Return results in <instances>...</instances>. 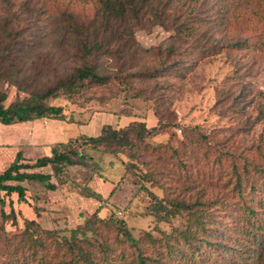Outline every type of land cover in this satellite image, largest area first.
<instances>
[{"label": "rangeland", "instance_id": "rangeland-1", "mask_svg": "<svg viewBox=\"0 0 264 264\" xmlns=\"http://www.w3.org/2000/svg\"><path fill=\"white\" fill-rule=\"evenodd\" d=\"M245 2L237 0V13L248 11ZM132 4L137 13L129 9L126 24L134 42L120 56L114 52L120 42L110 29L86 31L88 44H101L100 52H104L95 63L98 72L109 77L108 82L88 86L73 101L58 94L51 101L63 108L73 124L46 119L0 124V174L18 152L25 161H34L50 155L56 144L70 138L98 136L105 125L120 130L137 122L144 123L147 132L155 131L144 132V139L138 141L139 132L133 129L130 138L135 146L123 148L120 154L106 153L105 147L78 149L101 165L99 177L88 184L101 194L100 202L86 198L73 184H81L86 173L78 167L68 172L67 184L55 191H47L37 182H23L25 202H17L16 194L0 192V264L17 260L10 256L8 240L19 238L24 220H36L43 229L60 230L68 236L100 208L101 219L123 221L135 239L146 233L159 239L161 234L183 230L186 212L166 222L148 215L143 200L147 192L139 180L158 200L169 198L196 207L203 204L217 217L222 247L237 248L241 258L232 263V254L220 253L205 264H264V246L256 244L264 241V230L241 228L237 213L243 204L261 206L251 199L263 201L264 53L236 47V42H244V46L254 43L249 42V30L219 24L226 7L233 11L231 0H147L142 4L135 0ZM100 5L99 0H0V31H5L0 35L9 34L24 44L26 56H19L16 63L28 73L29 90L44 88L79 65L75 55L80 39L70 26V16L79 24L94 22L99 27ZM90 33H96L95 37ZM215 42L222 48L213 57L199 60L187 55ZM33 68L42 74L40 78L32 79ZM0 91L7 96L5 105L29 94L5 82ZM42 171L50 173L48 168ZM237 174L242 178L238 188L234 184ZM51 181L56 183L54 178ZM36 208L41 209L39 217ZM1 209L5 215L13 209L14 224L12 216L2 218ZM261 217L264 221V212ZM88 235L86 250L96 255L101 238ZM108 243L117 252L110 263L127 262L120 252L128 249L112 240Z\"/></svg>", "mask_w": 264, "mask_h": 264}, {"label": "trees", "instance_id": "trees-1", "mask_svg": "<svg viewBox=\"0 0 264 264\" xmlns=\"http://www.w3.org/2000/svg\"><path fill=\"white\" fill-rule=\"evenodd\" d=\"M134 1L99 0L101 4L99 10L102 15L99 27L94 26V22L86 25L79 24L70 16V26L75 29L74 33L80 39V48L75 55L79 60V65L72 68L68 74L41 89L34 87L29 90L31 87L26 83L29 79L28 73L26 70L22 71L16 63L20 58L19 56H26L22 41L13 40L9 34L0 35V84L5 82L14 86L21 93H25V90L29 92L27 96L16 98L5 105L7 96L0 91V124L11 126L43 119L73 124L71 117L66 118L63 108L51 105V101L57 94L66 101H73L88 86L102 85L108 82L109 77L102 76L98 72L99 66L95 63L104 51L100 52L101 44L99 43H87L88 32L97 28L104 31L106 28L110 29L113 36L118 37L120 42V48L114 50L115 54L120 56V51L130 49L131 42H134L131 29H127L129 25L126 24L129 9L135 12L138 9L133 7ZM146 1L138 0V4L146 3ZM243 2L241 1V3ZM231 4L235 5L233 11L226 7L220 17L219 24L224 28L237 29L238 26L240 31L249 30L252 34L249 42L254 43H247V46H244V42H236V47L248 51L251 49L260 50L264 53V0H246L245 4L248 11H238V13L237 0H231ZM149 7L150 5L147 6L146 10ZM137 17L135 16V18ZM90 34L91 37L96 35V33ZM221 48L215 42L210 48L196 47L187 55H194L199 60L207 59L217 55ZM92 59L94 63L91 62ZM22 73H25V77L21 75ZM41 75L39 71L33 68L32 79L40 78ZM133 129L139 132L138 141L144 139L145 133L152 134L155 131L147 132L144 123L137 122H132L120 130H114L111 126L105 125L98 136L78 135L70 138L66 142L56 144L51 149L50 155L37 158L34 161H25L22 154L18 152L9 167L0 174V192H4L6 196L16 194L17 202H25L26 188L22 186L23 182H37L47 191H55L67 184L70 177L69 173L78 167L86 173L82 176L81 184L74 181L73 184L83 192L86 198L100 202L101 194L93 191L88 184L93 181L95 176L99 177L101 165L91 155H86L84 151L78 149L82 147L85 150H97L99 147H105L106 153L120 154L123 148L135 146L133 139L130 138V132ZM23 161L24 163H22ZM46 168L50 170V173L42 171ZM33 170L38 171L34 172ZM235 177L237 179L233 182L238 188L241 186L242 178L238 174ZM52 178L56 180V183L51 181ZM149 180L153 179L149 178ZM138 182L141 184V188L147 192V197H144L143 200L147 203L148 215L154 216L159 222H166L172 216L186 212L188 219L183 230L161 234L159 239H155L151 233H146L143 238L135 239L123 221L112 218L106 219L107 221L101 219L98 216L100 208L87 219L82 227L70 230L68 236L63 235L60 230L43 229L36 220H24V230L19 238L8 240L11 243H9L11 245L10 256L17 258L12 264H111L110 262L117 253H114V248H111L112 244L108 243L111 240L115 245L117 243L123 244L128 249L122 248V252H120L121 259L127 260L124 264H205L214 254L220 253L223 256L232 254L234 258L232 263L241 258V255L237 254L240 252L237 248L222 247L223 236L220 229L216 227L218 224L217 217L206 211L205 205L201 204L196 207L182 202L178 203L169 198L158 200L153 193L143 187L142 180ZM263 185L264 181L261 182L260 190L263 201L258 202L251 199V203H262L260 207L253 208L248 203L243 204V207L237 210L238 216L242 220L241 228H249L248 232L264 230V221L261 217L264 212ZM115 189L110 192L109 197ZM250 189L256 191L253 185L250 186ZM3 204L2 202V207ZM40 212L41 209L36 208L34 210L37 217L40 216ZM14 215L13 209L8 215H5L1 209L2 218L10 219L9 216H12L13 224L15 222ZM88 234L90 237L101 238L102 243L96 252L99 256L86 250L88 242H90ZM256 244L264 246V241H256Z\"/></svg>", "mask_w": 264, "mask_h": 264}]
</instances>
